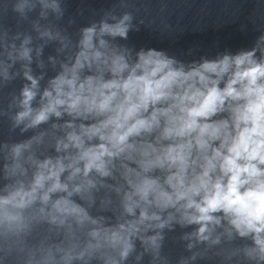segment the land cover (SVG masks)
<instances>
[{
    "label": "clouds",
    "instance_id": "obj_1",
    "mask_svg": "<svg viewBox=\"0 0 264 264\" xmlns=\"http://www.w3.org/2000/svg\"><path fill=\"white\" fill-rule=\"evenodd\" d=\"M9 4L0 90L24 83L0 118L33 134L0 142V264H170L177 227L176 264H264V32L185 62L119 43L139 31L130 12L73 40L62 0Z\"/></svg>",
    "mask_w": 264,
    "mask_h": 264
}]
</instances>
